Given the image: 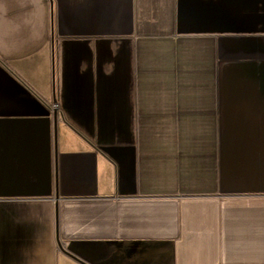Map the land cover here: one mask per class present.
<instances>
[{
	"label": "crops",
	"instance_id": "crops-1",
	"mask_svg": "<svg viewBox=\"0 0 264 264\" xmlns=\"http://www.w3.org/2000/svg\"><path fill=\"white\" fill-rule=\"evenodd\" d=\"M0 264H264V0H0Z\"/></svg>",
	"mask_w": 264,
	"mask_h": 264
},
{
	"label": "built area",
	"instance_id": "built-area-1",
	"mask_svg": "<svg viewBox=\"0 0 264 264\" xmlns=\"http://www.w3.org/2000/svg\"><path fill=\"white\" fill-rule=\"evenodd\" d=\"M54 107H55V108L57 107V103L54 104Z\"/></svg>",
	"mask_w": 264,
	"mask_h": 264
}]
</instances>
